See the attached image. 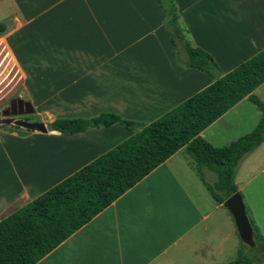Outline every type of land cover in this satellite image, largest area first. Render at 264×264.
I'll return each instance as SVG.
<instances>
[{"label":"crops","instance_id":"0c3cea01","mask_svg":"<svg viewBox=\"0 0 264 264\" xmlns=\"http://www.w3.org/2000/svg\"><path fill=\"white\" fill-rule=\"evenodd\" d=\"M174 3L188 40L223 73L264 49V0ZM163 20L155 0H0V48L30 122L113 113L149 124L210 85L178 64ZM253 94L264 104V82ZM260 117L245 97L200 136L222 147ZM47 130L0 123V220L136 132ZM236 185L264 240V142L240 164ZM239 243L183 147L36 264H227Z\"/></svg>","mask_w":264,"mask_h":264},{"label":"trees","instance_id":"16d2710c","mask_svg":"<svg viewBox=\"0 0 264 264\" xmlns=\"http://www.w3.org/2000/svg\"><path fill=\"white\" fill-rule=\"evenodd\" d=\"M164 13L163 28L178 64L209 75L213 82L149 124L123 120L113 113L84 119H56L50 131L63 134L121 125L133 135L0 220V264H36L181 148L213 199L222 203L238 192L242 161L264 142V104L253 91L264 82V49L223 73L214 59L194 46L179 22L174 0H155ZM261 112L255 128L228 145L213 147L200 133L243 98ZM207 170L216 176L208 183ZM239 193V192H238ZM240 194V193H239ZM246 214L264 264V240L249 210ZM227 264H256L241 242Z\"/></svg>","mask_w":264,"mask_h":264},{"label":"water","instance_id":"95a60500","mask_svg":"<svg viewBox=\"0 0 264 264\" xmlns=\"http://www.w3.org/2000/svg\"><path fill=\"white\" fill-rule=\"evenodd\" d=\"M29 106V105H27ZM2 124H12L30 131L46 133L47 127L43 122H28L21 119L6 118ZM222 207L232 216L239 241L247 248L253 249L255 246L253 230L246 214L245 205L241 195L236 192L222 202Z\"/></svg>","mask_w":264,"mask_h":264},{"label":"rangeland","instance_id":"374dc122","mask_svg":"<svg viewBox=\"0 0 264 264\" xmlns=\"http://www.w3.org/2000/svg\"><path fill=\"white\" fill-rule=\"evenodd\" d=\"M17 76L12 70V64L9 56L0 48V116H9L12 113L13 103L17 99L19 89L14 86ZM20 101V100H18ZM32 116L26 112L20 114L15 119H21L30 122ZM43 122H47L44 120ZM250 255L254 258L256 264H260V258L255 248L249 249Z\"/></svg>","mask_w":264,"mask_h":264},{"label":"flooded vegetation","instance_id":"af4514ba","mask_svg":"<svg viewBox=\"0 0 264 264\" xmlns=\"http://www.w3.org/2000/svg\"><path fill=\"white\" fill-rule=\"evenodd\" d=\"M28 110V106L18 100H15L13 103V107H12V113L9 116H0V123L2 124V121L6 118H13V117H17L20 114H23L24 112H26Z\"/></svg>","mask_w":264,"mask_h":264}]
</instances>
